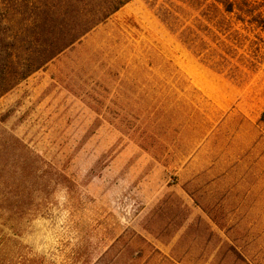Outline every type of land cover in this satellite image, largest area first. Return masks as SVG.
Instances as JSON below:
<instances>
[{"label":"rangeland","instance_id":"obj_1","mask_svg":"<svg viewBox=\"0 0 264 264\" xmlns=\"http://www.w3.org/2000/svg\"><path fill=\"white\" fill-rule=\"evenodd\" d=\"M150 2L0 96V208L14 173L34 197L0 211V264H264V48L237 81Z\"/></svg>","mask_w":264,"mask_h":264},{"label":"trees","instance_id":"obj_2","mask_svg":"<svg viewBox=\"0 0 264 264\" xmlns=\"http://www.w3.org/2000/svg\"><path fill=\"white\" fill-rule=\"evenodd\" d=\"M129 1L0 0V96ZM150 6L205 66L242 82L261 64L264 0H151ZM26 178V173H14L11 181L4 177L0 211L14 218L28 214L34 197ZM133 234L134 241L152 248ZM139 251L134 260L142 256Z\"/></svg>","mask_w":264,"mask_h":264}]
</instances>
